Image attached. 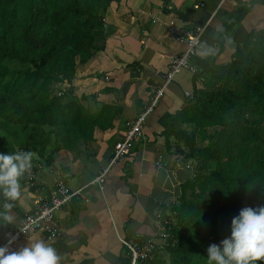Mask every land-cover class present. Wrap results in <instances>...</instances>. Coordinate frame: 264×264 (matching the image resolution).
I'll return each mask as SVG.
<instances>
[{
  "label": "trees",
  "instance_id": "1",
  "mask_svg": "<svg viewBox=\"0 0 264 264\" xmlns=\"http://www.w3.org/2000/svg\"><path fill=\"white\" fill-rule=\"evenodd\" d=\"M111 1L0 0V153L34 152L36 172L62 149L79 153L95 127L112 126V107L91 111L72 87H60L101 49ZM213 79L211 90L187 97L169 119L168 148L173 138L174 153L193 173L163 206L165 236L145 264H207L208 247L230 237L240 210L264 206V29L251 33ZM3 203L0 195V210Z\"/></svg>",
  "mask_w": 264,
  "mask_h": 264
},
{
  "label": "crops",
  "instance_id": "2",
  "mask_svg": "<svg viewBox=\"0 0 264 264\" xmlns=\"http://www.w3.org/2000/svg\"><path fill=\"white\" fill-rule=\"evenodd\" d=\"M103 21L109 33L103 31L97 40L101 49L76 66L72 89L91 111L112 107V126L95 127L93 140L79 153L60 150L52 165L38 167L32 185L21 183L18 208L12 210L14 223L0 225V246L18 217L35 210L38 197L53 191L57 181L73 190L95 177L108 164L129 122L150 106L143 135L134 140L126 157L110 167L102 188L90 185L84 191L86 198L76 196L56 210L59 233L49 239L35 232L12 241L10 250L42 239L57 249L61 264H125L128 252L119 238L158 235L163 206L179 196L180 185L193 173L191 162L174 153L173 138L168 148L169 119L187 105L185 91L194 95L211 90L216 84L213 74L231 61L251 33L264 29V0H112ZM207 22L192 59L196 71L184 69L163 87L169 62L184 50L178 29ZM169 26L176 30L170 32ZM205 45L215 49L213 56L198 54ZM60 87L67 88L62 83Z\"/></svg>",
  "mask_w": 264,
  "mask_h": 264
},
{
  "label": "clouds",
  "instance_id": "3",
  "mask_svg": "<svg viewBox=\"0 0 264 264\" xmlns=\"http://www.w3.org/2000/svg\"><path fill=\"white\" fill-rule=\"evenodd\" d=\"M199 55L209 57L215 49L207 45L199 50ZM32 151L0 153V195L4 203L0 210V225H12V209L21 198V181L31 176ZM28 232L27 227L21 230ZM15 237L12 238L14 240ZM9 245L0 246V264H61L57 249L42 239H30L18 250H10ZM207 264H257L264 261V206L244 207L231 221V235L219 245L211 244L207 249Z\"/></svg>",
  "mask_w": 264,
  "mask_h": 264
},
{
  "label": "built area",
  "instance_id": "4",
  "mask_svg": "<svg viewBox=\"0 0 264 264\" xmlns=\"http://www.w3.org/2000/svg\"><path fill=\"white\" fill-rule=\"evenodd\" d=\"M202 4L198 3L197 5ZM206 24L194 25L189 29H178L177 35L179 40L184 43V50L178 55L172 58L169 62L168 69L165 74L164 86L170 83L174 76L183 69H187L194 73L196 71L193 66L192 59L196 55L198 45L205 32ZM169 31L174 32L176 29L169 26ZM162 92V89L158 90L157 96ZM185 96L193 98V94L189 91H185ZM155 102V101H154ZM152 106L142 112L137 118L129 122L128 129L124 134L123 139L117 141L114 145L113 152L109 162L106 166L102 167L98 174L93 177L86 185L80 186L76 189H68L62 181L55 183L54 190L49 192L47 196H39V206L32 212L25 213L18 217L14 226L9 230V236L2 246L9 245V241L15 237L14 240L22 239L35 232L45 233L50 239L59 233V228L55 223V212L63 205H68L69 202L76 196L85 197L84 191L86 187L90 185H97L102 188L105 181V177L109 172L112 165L117 163L118 160L126 157L131 149L132 143L137 138L143 135V124L145 117L150 112ZM36 173L32 170L29 183H34ZM161 225V222L159 221ZM27 227L28 232H22L23 228ZM163 228L158 235H153L145 239L128 240L125 238H119L120 242L127 249L128 263L127 264H145L146 261L151 260L154 257L157 242L165 236L162 233ZM12 240V241H14Z\"/></svg>",
  "mask_w": 264,
  "mask_h": 264
},
{
  "label": "rangeland",
  "instance_id": "5",
  "mask_svg": "<svg viewBox=\"0 0 264 264\" xmlns=\"http://www.w3.org/2000/svg\"><path fill=\"white\" fill-rule=\"evenodd\" d=\"M103 16H105V13L103 14ZM184 70V69H183ZM182 71V70H181ZM180 71V72H181ZM179 72V73H180ZM179 73H177L176 75H178ZM74 75H75V73H74ZM74 75H73V77H72V79H71V81L70 82H65V81H63V83H62V86L63 87H68L69 88V86L70 87H72V80H73V78H74ZM176 75L174 76V78L176 77ZM57 90H59V89H57ZM62 90H65V89H62ZM54 102H58V100H56V99H54ZM187 128H189V126L187 127ZM216 128H209V129H207V131H208V133H211V132H213V130H215ZM179 145L182 147V146H184V143L181 141L180 143H179ZM189 165H191L190 163H189ZM191 166H193V165H191ZM169 203V202H168ZM220 243H218V245H219Z\"/></svg>",
  "mask_w": 264,
  "mask_h": 264
},
{
  "label": "water",
  "instance_id": "6",
  "mask_svg": "<svg viewBox=\"0 0 264 264\" xmlns=\"http://www.w3.org/2000/svg\"><path fill=\"white\" fill-rule=\"evenodd\" d=\"M109 29H110L109 25L104 23V35H106V36L108 35Z\"/></svg>",
  "mask_w": 264,
  "mask_h": 264
}]
</instances>
